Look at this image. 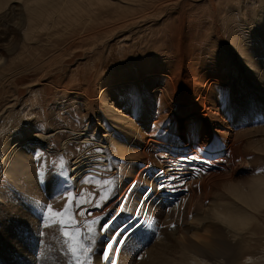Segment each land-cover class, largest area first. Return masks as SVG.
I'll list each match as a JSON object with an SVG mask.
<instances>
[{
  "label": "rangeland",
  "instance_id": "1",
  "mask_svg": "<svg viewBox=\"0 0 264 264\" xmlns=\"http://www.w3.org/2000/svg\"><path fill=\"white\" fill-rule=\"evenodd\" d=\"M29 1L18 0L9 4L6 0L0 2L6 3L4 7L0 5V54L3 55L2 58L22 54L17 56L18 61L16 60L15 63L11 62L10 64L8 60V62L0 61V75L2 73V77L0 76L2 78H0V124L7 122L8 119L4 116L16 113V110L24 103L25 105L30 104L27 100L30 89L26 85L43 74L47 76L46 84L42 86L41 97L35 100L39 104L35 103L33 115H29L30 122L26 121L28 124L24 126L20 125L22 117L17 120L20 122L11 120L8 124L10 128H7L5 133L3 132L4 134H0V264H73L62 226L59 223H46L48 206H52L54 213H63V209L69 203L66 195L69 191L73 192L74 198L84 196L89 200L87 204L79 207L75 205V199L72 201L73 215L77 221L76 226L80 228L81 239L84 240L86 247L89 246L88 241L84 238L87 225L96 221L95 224H92L95 243L91 246L90 252L86 254L88 258L86 260L84 257L81 258L83 264H190L192 263L190 257L178 256L181 253H177L181 244L176 240L173 231L179 224L189 225L191 234L194 233L206 246H215V240L220 237L217 234L222 229L221 225L230 230H239L242 234L245 252L235 264H245L249 258H251V264H264V210L262 215H258V220L254 225L256 232L247 227L240 229L236 224H227L217 216V214L225 215L230 208L218 205L221 202V184L224 182L217 180L218 176L233 172L236 179L247 180L250 176L264 174V154L253 151L255 154L245 152L246 149L242 143V139L246 137L243 130L264 127V90L262 91L264 87V20L257 17L254 4H248L245 0L239 1L243 2V6L246 5V7L240 9V12L238 11L239 16H236V19L241 21V27L246 28L245 32H249L252 36L250 42L253 50H250L247 56L252 57L256 65L260 67L262 76L259 75L258 78L261 81L259 83L263 85L261 89H258L259 84L253 80V75L247 74L239 54H236L223 35L221 20H218L220 17L217 5L213 9L215 18L213 19L214 33L212 31V34L217 37L219 45L212 43L209 44L208 49H202L197 43L198 40L206 37V31L202 28L194 29L196 33H187L190 46L183 43L187 27L185 11H188L189 2L193 0H181L177 4L164 6L161 18L155 16L149 19L144 25L146 29L144 28L143 32L138 34L139 36H133L135 37L134 42L129 39L122 44L124 50L121 49L119 52L118 47L113 56L119 55V58L116 59L117 61L110 62L113 67L107 71L104 70L103 65L104 57H106L103 45L114 44L131 33L128 30L119 32L103 43H97L100 50L96 49V51L87 54V48L90 44L97 42L99 37L104 36L99 31L105 30V26L100 23L113 20L116 17L119 19L122 10L119 11L118 7L109 4V0H94L91 4L94 10L90 15L84 17L93 23L84 21L82 23L80 22L81 16L77 21L71 16L70 18L64 15V17L59 16L60 14L55 11L54 6L46 4L37 7L35 3L40 0H33L34 3L30 4L32 8H28ZM53 1L56 5L57 0ZM151 1L153 0H140L138 3L146 4L148 7L154 4ZM214 1L216 0H213V3H215ZM223 2L226 4L227 1ZM227 4L235 9L236 5L228 2ZM25 10H27V14L39 10L40 14H47L48 18L46 28H38L34 36L24 39V29H26L24 27L26 26L21 25L20 17H28ZM54 11L58 15H55ZM164 14H168V16L172 14L169 21L173 25H181V29L179 28V35L182 34L180 42L176 39L177 36L175 37L173 33L163 29V27H168V23L164 20L168 16H164ZM149 26H152V29ZM147 28H149L148 33L146 32ZM86 33H89V36L93 38H85L80 41L78 36ZM135 33L134 30L131 35ZM163 41H166L168 48H163L164 46L161 45ZM14 43H17L15 45L19 46L18 49L16 48L15 51L13 49L14 52L8 53L11 52L9 49L13 47ZM149 44L150 46H148ZM204 50H207L204 54L205 58L198 56L199 52ZM63 51L64 53H62ZM54 52L64 55L71 54V56L63 60L57 59L52 66H49L50 60L47 59ZM20 57L21 59H19ZM86 57L91 60L97 57L96 64L99 70V72L96 70L91 76H88L86 82L87 93L90 94L88 107L83 106V103L79 101L80 99L83 101L84 96L77 95V90L75 92L71 89L75 92L73 94H69V92L66 94L62 90L64 89L63 81L68 80L66 76L80 63L87 62ZM216 57H218V63H216L218 73L221 70L225 72L226 67L229 66L234 79L228 86L224 83L221 85L222 82H215L211 86L209 98L205 99L201 106L204 105L205 112L212 117H208L206 114L204 120L196 121L199 122L197 124L199 130L191 127L189 132L183 130L178 138H175L172 133L173 130L175 131V122L178 124L179 130L184 128L181 117L175 110L169 111V107H163V102L167 101L165 92L161 93L156 90L155 95H151L150 98H154L153 100L156 101L154 102V115L152 114L153 122H163L162 128L164 129L162 131L155 129L157 131L155 137L164 140L166 139L165 134L169 135L173 140L172 144H175V141L178 142V149L185 147L187 150L185 152L193 157L191 160L177 159L168 162L167 156L172 154L169 152V146L162 144L156 145L157 148L159 147L158 150H163L162 154L158 150V152L153 151L154 143L147 144V148L150 146L151 152H153L151 154L154 156L153 159L145 157L142 161L134 158L124 159L121 154L119 156V153L111 151V149L109 151L104 146L103 142L106 139L104 136L103 141L101 136L105 133L108 134L111 126L109 122H113L111 118L113 116L109 115L106 107L98 98L101 86L99 83L105 77L112 73L120 75L122 72L128 75L132 68L137 72V63L141 67L140 69H144L142 66L153 60L154 64L158 65L156 68L163 72V74L155 76L154 84L157 88L171 90L173 86L176 87L179 82L177 80L182 79L178 90L184 97H191L194 94L196 81H198L195 80V76L201 74L204 77H210L216 74V70L213 69L206 73L208 66H212L211 63L215 61ZM191 58L192 60H190ZM226 59L230 63L227 64ZM145 60L147 62H143ZM189 60H194L192 63L194 66L190 68H188ZM220 60L222 63L219 64ZM24 65H31L35 69L30 68V73L22 74L21 77L17 75V77L15 74L19 71L18 67ZM106 65L107 63H105ZM178 68L179 71H177ZM13 75L17 77H13L17 80L6 79ZM150 80H142L140 83L131 82L125 86V89L128 93L135 94V100L139 103L143 97L142 91H148L149 85L147 84L151 82ZM30 108L32 106H29L27 110ZM140 110L141 108L137 105L131 108L132 116L135 115L133 116L135 118ZM201 112H203L202 109ZM213 117L220 122L216 124L211 122ZM218 130L222 132H217ZM38 131H48V134L54 131L55 135L51 136L52 139L45 146V148H50L49 153L42 150L43 146L40 144L34 147V151L30 150L34 154V159H30L32 162H26V165L31 167V171H28L29 180H31L29 182V180L19 178L20 173L24 171L20 167L21 164L10 166L9 159L14 156L13 151L10 152V146L21 135L28 136ZM86 132L91 134L92 141L83 143L81 141H83V137H85L83 134ZM99 134L100 136H98ZM148 137L150 139L154 135L150 133ZM65 139H68V143L63 147ZM40 151L42 153H39ZM61 158L64 161L63 167H61ZM166 163L170 168L173 167L172 165L180 163L196 167L193 174L195 181L193 189L178 193V196L187 198L185 201L172 196L167 200L163 193H160L167 189L163 188L162 184L169 181L165 173L159 169L163 168ZM129 170H133L132 174L127 173ZM32 173L33 177L30 175ZM145 175L147 176L142 177ZM102 197L106 198L101 199ZM98 202L99 207L97 206ZM211 208H215L217 214ZM80 212L85 214L81 216ZM131 219H140L138 225H143V238L127 240L123 246L116 247L113 236L118 232L115 230L123 225V220L127 222ZM206 221L210 223H206ZM184 244L188 245V243ZM230 244L236 245L238 242L233 241ZM106 252L107 257L105 258ZM76 264H80V262H76Z\"/></svg>",
  "mask_w": 264,
  "mask_h": 264
},
{
  "label": "bare ground",
  "instance_id": "2",
  "mask_svg": "<svg viewBox=\"0 0 264 264\" xmlns=\"http://www.w3.org/2000/svg\"><path fill=\"white\" fill-rule=\"evenodd\" d=\"M1 1H3V0H0V2ZM6 1L9 4L10 2H15L18 0H6ZM179 1L181 2V0H162V1L161 0H153V1H151V3H154V4H151L147 7L146 4H143V3L139 4L138 2H140V0H109V4H113L116 7H118L119 11L122 10L121 16L119 19H118V17H116V18H113V20L103 21L100 23L101 25L105 26V28H104L105 30L99 31V32H102V34H104V36L99 37L97 42L90 44L89 48H87V50H88L87 54L91 53L92 51H96V49L100 50L98 48L97 43H103L105 40H107L111 36L115 35L116 33L128 30L129 33L133 34L134 30H135L136 33L134 35L123 34V35H125V37L122 38L121 41H117L111 45L108 44L109 47L106 44L103 45V47L105 48V53H106L105 54L106 57H104V60H105V63H107L106 66H105V63L103 64L104 70H107V71L111 70L112 69L111 67H113V66H112V64H110V62L117 61L119 58V55L113 56V53L117 51V48L119 47L118 48L119 52H121V49L124 50V45H122V44L126 40H129V39H132V41H133V39L135 38L133 36H136V35L139 36L138 34L141 33V31L144 28L146 29V27L144 25L146 24V22L149 19L154 18L155 16L160 17L163 13L162 8L164 6L167 7L171 4H177ZM223 1L224 0H216V1H214L215 3H213V0H193V1L189 2V5H188L189 7L186 6L188 8V11H185V15L187 17V21H186L187 27L185 26L186 31L184 33L185 39H184L183 43H185L187 46L188 45L190 46L191 44H189L187 33L191 32V34H193V33H196V31L194 29L202 28L203 30L206 31V37L197 41V43L199 44V46L202 49L207 48L209 46V44H212V43L215 45L220 44L217 37L214 34H212V31L214 33L213 19L215 18V14H214L213 9H214V6L217 5L219 8L218 16L220 17L218 20H221L223 35L226 37L228 42L231 44V47L236 52V54H239L238 56L240 58L241 63L243 62L242 66H244L247 74H250L251 76L253 75V80H256V82H258V84H259L258 89H261V87H263V85H261V83H259L261 81L258 78L259 75L262 76V74L260 72V67H259V65H256L255 60L252 57L247 56L248 52L250 50L251 51L253 50L252 44L250 42V40L252 39V36H251V34H249V32L248 33L245 32L246 28L241 27L242 26L241 21L236 19L237 18L236 16H239L238 11L240 9L245 8L246 5L243 6V2L242 3L239 2L242 0H226L228 3H232L233 5H236L235 9H232L227 4V2H226V4H224ZM245 1H247L248 4L253 3L254 9H256V15H258L257 17L260 18V20H262V19L264 20V3H263L264 0H245ZM93 2H94V0H92V1L86 0V3H84V0H57V2H56L57 4L55 5L53 0H40L38 3H35V5L38 7L39 5L45 6L46 4H48L49 6H54L56 8L55 11H58V13L60 14L59 16L64 15V16H68L69 18L71 16V18L76 20V21L81 16L82 19L80 20V22H82V23H84V22L85 23H93V21H90V20L88 21L87 18H84V17L90 15L92 10H94L93 5H91V4H93ZM31 3H34V1L30 0L27 3V4H29L28 8H32V6L30 5ZM257 3H259V4L257 5ZM0 5L2 7H4V6H6V3H4V4L0 3ZM25 11L27 14V10H25ZM56 14L57 13L55 12V15ZM27 15H28V17L27 16L26 17L25 16L20 17L22 19L21 25L26 26V27H24V28H26V29H24V35H23L24 39L27 37L34 36L35 31H37L38 28H46L47 18H48L47 14H40L39 10H36V11L34 10L32 13H29ZM165 15L166 14H164V16ZM166 16H168V14ZM170 18H172V14H169V16L164 19L168 23V27H163V29L166 32L169 31V32L173 33L174 34L173 36H175V37L177 36L178 38H176V39L179 41L180 37L182 35V34L179 35L181 25L180 26L177 24H176L177 26L173 25V23L169 21ZM174 18H175V16H174ZM232 19H234V20H232ZM172 21H173V19H172ZM141 23H143L142 24L143 26L141 25ZM73 26H75V25H73ZM151 27L149 26V28H151ZM149 28H147V31H146L147 33H148ZM202 35H203V32H202ZM78 38L80 39V41L81 40L83 41L85 38L90 39L93 37H90L89 33H86V34L79 35ZM149 39H151V38L149 37ZM192 41H194V40H192ZM165 42L163 41V43L161 45L164 46L163 48H168V44H166ZM15 44L17 45V43H14L12 45L13 47L9 49L11 52H8V53L14 52L16 48L18 49L19 46L16 47ZM148 46H150V44ZM13 49H14V51H13ZM19 51H18V53H19ZM74 51H76V50H74ZM205 51L207 52V50H204L202 52L200 51L199 52L200 54H198V56L204 57V54L206 53ZM62 53H64V51ZM20 55H22V54H20ZM17 56H13V57L7 56V58H5V57L2 58L3 55H1L0 61H7L8 60L10 64H11V62L15 63L17 58H18ZM69 56H71V54L64 55V54H61L58 52H54L51 55H49L50 58L47 60H50L49 66H52L54 64L55 60H57V59L63 60L64 58L69 57ZM134 56H135V54H134ZM112 57H115V58H112ZM131 57L133 58V55H131ZM218 57L214 58L215 61H213V62L211 61L212 66L211 65L210 66L212 68L208 66V68L206 70V73H208L212 69L216 70L215 75L213 74L210 77L209 76L204 77L201 74L199 76H195V80L197 79L198 81H196V87L194 90V94L192 96L190 95L191 97H188V96L184 97L182 94H180L178 89H180L179 87H180V83L182 82V79L177 80L179 82H177L176 87L174 88V86H173V88L171 90H169V88H166L165 90H163L164 88H162V87L157 88L156 85L154 84L156 82L155 76H159V75L163 74V72L156 68V66H158V65L154 64L155 61H153V60H151V62H147V60L143 61V62H147V63H145L146 65L144 64L145 66H142L144 69H140L141 67H139V64L136 62L137 63V69H136L137 72H135L134 69L132 68L131 70H129L130 73L128 75H127V73L124 74L123 72L120 73V75H116L115 73H112L111 75L105 77V79L102 82L99 81L100 82L99 85H101V86H100V91L98 93V96H99L98 98L101 101V103L104 105V107H106L107 111L109 112V115L113 116V117H111L113 119V122L112 123L109 122L110 123L109 125H111V126L108 130V134L105 133L101 136L103 138V141H104V136L106 139L105 142H103L105 145L104 144L103 145L106 146V148H108L109 151H110V149H111V151H116L117 153H119V156L122 155L124 157V159L134 158L136 160L142 161L145 159V157L146 158L150 157L148 159H153V156H154L151 154L153 152H151L152 149L150 148V146H148V148H147V144L154 143L155 148L153 149V151L154 152L159 151V152H161V154L163 153V150H158L159 147L157 148L156 145L162 144V145L169 146V148H170L169 152L172 155L167 156L169 159L168 162H171V161L177 160V159L191 160L193 157H190V154L188 152H185V151H187V150H185V147L184 148L180 147V149L177 148L178 142L175 141L176 139L174 140L175 144H172L171 141H173V140L167 134H165L166 139H164V140L158 139L157 137H155L156 136L155 132H157L155 129H160L161 131L164 129L162 128L163 122L162 123H159L156 121H155L156 123L153 122L152 114H153V109L155 108L154 102H156V101L153 100L154 98L153 99H150V98H151V95H153V94L155 95L156 90L157 91L159 90V92H161V93L165 92L164 95H165L167 101L163 102V107H165V106L169 107V109H170L169 111L175 110L176 113L179 114V116L181 117L180 119L184 122V128L179 130L178 124L175 122V124H176L174 126L175 131L173 130V132H172L174 134L175 138H178V135H180V132L183 130H187L189 132L191 127L195 128L196 130H199V128L197 127L198 126L197 124L199 122H196V121L204 120V116L207 114L205 112L206 110L204 108V105L202 107L201 104H202V102L204 103L205 99L207 100V98H209L208 95H210L209 91L211 89V86L213 84H215V82H219V83L222 82L221 85L224 83L226 86H228L230 84V82L232 81V79H234L233 78L234 75L232 74V69L229 66L226 67L225 72H223L221 70L222 72L219 71L220 73H218V67L216 65V63H218ZM19 59H21V57ZM86 59H87V62L82 63V64L80 63L76 69H73L70 72V74H68L66 76L68 78V80L63 81L62 87L64 89H62V90H64V93H66V94H67V92H69V94H73L77 90V92H76L77 95L79 94V95L84 96L83 101L81 99L79 101H81L83 103V106L85 105L88 107L90 105V103H89L90 94L87 93L88 88H87L86 82H87L88 76H91L93 74V72H95L96 70L99 72V70L97 69V64H96L97 63L96 60H98L97 57H95L92 60L89 59V57L88 58L86 57ZM190 60H192V58ZM190 60L188 61V68L194 66V65H192L194 60L193 61H190ZM221 61L222 60L219 61V64ZM226 62H227V64L230 63V61L227 59H226ZM141 64H142V62H141ZM231 64H233V63H231ZM30 66L31 65H29V66L24 65L23 67L19 66L18 67L19 71H17V74H15V75L16 76L20 75L19 77H21L22 74L30 73L29 72L30 68L35 69L34 67H32V66L30 67ZM11 67H13V66H11ZM155 69H157L156 70L157 72H155ZM177 71H179V68L177 69ZM14 73H16V72H14ZM1 75H2V73H1ZM15 75L8 77L6 79L9 80L10 78H13ZM16 78H13V79L17 80ZM142 80H148V81L150 80L151 82H149V84H147V85H149L148 91L147 92L142 91L143 97H142V100L139 101V103H138V102H136L137 100H135V94L128 93L127 90L125 89V86H127L131 82H133V83L139 82L140 83ZM46 81H47V76H45L43 74V75L39 76L37 79L30 81V83H28L26 85V87H28V89H30V91H29L30 94H29L28 99H27L30 104L28 105V103L26 102L27 104L25 105V103H24L18 110H16V113H12L13 115L8 114V115L4 116V118H7L8 120L6 119L7 120L6 123L0 124V134H2L7 128H10L8 124L11 122V120L15 121V122H20L17 120H20L22 117L21 123L23 122V120H24V122L22 124L20 123V125H24V126H26V124H28L27 123L28 121L30 122L31 118L29 117V115L30 114L33 115V108L36 105L35 103H38V102H35V100H37L38 98L41 97L42 86H45ZM3 83H6V82H3ZM184 85H185V82H184ZM4 86H6V84H4ZM121 87H124V88H121ZM71 89L74 90L75 92L72 91ZM263 90H264V87L262 88V91ZM182 92H183V90H182ZM136 105L139 106V108H141V110L138 112V115L134 118L133 116H135V115L132 116L131 108L135 107ZM29 106L30 107L32 106V108H30L31 110L30 109L27 110ZM201 109L203 110V112H201ZM169 113H171V112H169ZM207 116L212 117L209 114H207ZM161 118L164 119L163 116H161ZM160 119H159V121H161ZM211 119L213 120L211 122H214L215 124L220 122L215 117H213ZM214 119H215V121H214ZM31 124H29V125H31ZM172 129H173V126H172ZM177 130H179V131H177ZM222 130H224V129L222 128ZM24 131H25V129H24ZM244 131L246 133V135H245L246 137L244 139H242V141H243L242 143H243V146H245V149H246L245 152L251 153L253 151V152H257V153L263 155L264 154V127H260L257 129H246V130H243V132ZM217 132H222V131L218 130ZM50 133L51 134H48V131L47 132L38 131V132H33L28 136L21 135L17 140H15V142L12 143V145L10 146V149H11L10 152L13 151L12 153L14 156L12 157V159H9L10 160V166L21 164L20 167H22L24 171L22 173H20L19 178H23L24 180L30 179V176L28 175V171H31V167L29 168V166L26 165V162H32L30 159H34V154H32L30 152V150L34 151V147L36 145L40 144L43 146V148H41L42 150H44L47 153L50 152V150H49L50 148H47V147L45 148V146H47L49 144V141L52 139L51 136L55 135V132L53 131ZM94 133H96V132H94ZM150 133H152L154 135V137H152V138L150 137V139H149L148 136L150 135ZM225 134H226V132H225ZM83 136H85V137H83V141H81V142L84 143V142H91L92 141L90 133L86 132L85 134H83ZM98 136H100V134ZM106 136H107V138H106ZM70 141H72V140H70ZM167 142H169V145H167ZM67 143H68V139H65V141L63 142V147H65L67 145ZM151 147H153V146H151ZM243 149H244V147H243ZM165 150H168V149L165 148ZM39 153H42V152L40 151ZM250 153H249V155H250ZM253 154H255V153H253ZM158 155L160 156V154H158ZM14 157H16V158L13 159ZM160 158H158V159H160ZM155 159H157V158H155ZM153 162H155V161L153 160ZM172 166L173 167L170 168L169 165H167V163H166V164H164L163 168H159V169H161L160 171L162 173H165L166 178H168V180H169L168 182L162 184L164 186L163 188H167V189L164 190L163 192H160V193H163L164 197L167 200L170 196H172V197H176L177 199H180L181 201H185L187 198L185 199V196L184 197L178 196V193L181 191L186 192L187 190L191 191L193 189V185L195 183V181L193 179V174L196 170V167H191L190 165L182 164V163L175 164ZM154 167H155V165H154ZM159 167H161V166H159ZM132 171L133 170H129L127 173L132 174ZM30 175L32 177L34 176L33 173ZM146 176L147 175L142 176V177H146ZM140 178H141V176H140ZM217 180L224 181L221 184V189H220V194H221L220 200H221V202L218 203V205L219 206H229L230 208L228 209V211L225 215L224 214H217L215 208H211V210L216 212L218 218L225 221L227 224H230V225L236 224L239 226L240 229L247 227L251 231L255 230L256 226L254 227V225H255L256 221L258 220V215L259 214L262 215L263 210H264V174H262V175L258 174L257 176H250L249 179H247V180H241V179H236V176L234 175L233 172H229V173L227 172L226 174H222V175L218 176ZM30 181L31 180H29V182ZM151 188H152V186H151ZM139 220L131 219L130 221H127V222L125 220H123L124 221L123 225L118 230H115L118 232L117 235L113 236L114 241H116V244H115L116 247L123 246V244H125L127 240H134V239H138V238L139 239L143 238L142 236L144 233L143 232L144 228H143L142 224L138 225L140 223ZM206 223H210V222L206 221ZM227 226H229V225H227ZM221 227H222V229L219 231V234H217L220 237L217 240H215V242H214L215 246L214 245H211V246L204 245V243H202L201 240L198 239L194 235V233L191 234V227L189 225L179 224L178 226H175V229L173 227V229H174L173 233H175L176 240L178 241V243L181 244V248L177 251V253H179V254L181 253V255H178V256L190 257L192 259V263H190V264H235L236 262H238L241 259L243 253L245 252L242 234L240 233L239 230H230L229 228L225 227L224 225H221ZM255 232H256V230H255ZM252 234H253V232H252ZM233 241H237L238 244H236V245L230 244ZM184 243H188V245H185ZM112 254H114V252H112ZM186 264H189V263H186Z\"/></svg>",
  "mask_w": 264,
  "mask_h": 264
},
{
  "label": "snow or ice",
  "instance_id": "3",
  "mask_svg": "<svg viewBox=\"0 0 264 264\" xmlns=\"http://www.w3.org/2000/svg\"><path fill=\"white\" fill-rule=\"evenodd\" d=\"M63 159L61 158V167H63ZM178 190V189H177ZM67 198L69 199L68 205L63 209V213L61 212H53V208L51 205L48 206V216L46 218V223H59L62 226V230L64 236L66 237V243L68 245V251L72 255V262L76 264V262H80L83 264L81 260L82 257L86 260L88 257L87 253L90 252L91 246L95 243V234L92 228V224H95L96 221H92V224L87 225V232L84 233V238L88 241V247L85 246L84 240L81 239V231L80 228L77 227V221L73 215V206L72 201L75 199V205L77 207L87 204L89 202L84 196L75 197L73 192L69 191L66 193ZM106 197H102L104 199ZM99 207V202L97 203ZM85 213L80 212L79 215L83 216ZM107 257V252L105 253V258Z\"/></svg>",
  "mask_w": 264,
  "mask_h": 264
},
{
  "label": "clouds",
  "instance_id": "4",
  "mask_svg": "<svg viewBox=\"0 0 264 264\" xmlns=\"http://www.w3.org/2000/svg\"><path fill=\"white\" fill-rule=\"evenodd\" d=\"M245 264H251V258H249V260L245 261Z\"/></svg>",
  "mask_w": 264,
  "mask_h": 264
}]
</instances>
